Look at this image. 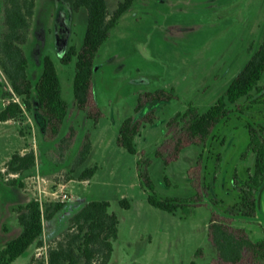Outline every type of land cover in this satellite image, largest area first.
Returning a JSON list of instances; mask_svg holds the SVG:
<instances>
[{
  "label": "rangeland",
  "instance_id": "rangeland-1",
  "mask_svg": "<svg viewBox=\"0 0 264 264\" xmlns=\"http://www.w3.org/2000/svg\"><path fill=\"white\" fill-rule=\"evenodd\" d=\"M107 1L114 11L122 0ZM35 4L23 46L30 75L38 79L43 57L49 56L69 112L58 136L49 141L39 129L31 132L28 116L35 126V115H42L37 109L24 111L13 124L0 123V249L21 232L18 208L37 200L43 213L46 208L52 212L49 219L45 214L43 246L31 247L13 264L32 259L48 264L50 249L75 231H70L71 217L89 202L108 201L109 213L120 221L109 264H218L221 259L210 225L218 216L237 210L241 186L255 169L246 125L264 127V106L231 116L214 129L215 137L205 145L186 144L175 159L171 149L178 136L170 140L167 123L184 112L187 103L205 112L224 95L264 39V0H134L94 58L92 98L84 111L75 107L76 61L62 64L61 57L71 47L81 48L88 11H76L74 0H36ZM1 18L3 11L0 30ZM171 89L177 100L161 102L150 96ZM7 93L13 90L0 68V112L9 103ZM136 113L153 115L154 123L145 122L135 139L137 153L132 155L116 140L123 122ZM71 129L76 131L72 146L61 153L58 147ZM89 133L91 155L74 169ZM27 145L30 149L24 153H35L36 166L19 174L9 172L12 156L22 154ZM140 159L150 161L156 195L182 201L175 214L147 202L149 190L138 176ZM94 165L97 173L89 181L80 180L83 169ZM56 190L67 199L53 197ZM122 198L130 202L129 209L120 205ZM56 205L63 208L56 211ZM238 226L255 232L254 225Z\"/></svg>",
  "mask_w": 264,
  "mask_h": 264
},
{
  "label": "trees",
  "instance_id": "trees-1",
  "mask_svg": "<svg viewBox=\"0 0 264 264\" xmlns=\"http://www.w3.org/2000/svg\"><path fill=\"white\" fill-rule=\"evenodd\" d=\"M35 2L36 0H2L0 2V12L3 11L0 30V68L10 81L13 90V93H7L9 103L0 112V121L7 122L22 116L24 111L32 112L37 109L46 120L48 138H55L60 133L69 112L68 104L62 97L60 77L53 60L49 56H44L39 78L32 79L28 57L23 49L30 34ZM133 2L134 0H122L116 9L111 11L107 0H74L76 11L81 8H86L88 11L87 30L81 48L77 50L71 47L63 54L61 62L70 64L76 61L74 97L75 107L80 111L86 110L91 103L95 72L94 58ZM252 50L251 48L249 52ZM263 78L264 39L251 54L240 74L227 87L224 95L207 111L201 112L196 105L187 103V109L184 112H178L170 119L167 123L172 132L170 140L178 136L171 149L173 158L175 159V154L179 153L186 144L205 145L209 139L215 137V135L212 136L214 129L227 122L233 114L243 115L255 106H264ZM150 96L161 102H170L179 98L175 89L160 90ZM16 98H20L21 102H17ZM139 109L140 106L136 112ZM153 120L154 117L151 114L148 117H140L136 113L135 117L127 118L120 127L117 145L129 154L135 155L137 153L136 137L141 135L145 122L153 124ZM246 129L249 134L248 150L255 155V174L250 176L251 179L246 184L249 189L244 193L246 205L252 206L256 201L254 198L256 190L264 180V136L251 124H248ZM75 133L76 131L71 129L70 134L62 139L59 148L63 152L72 145ZM91 152L89 133L76 156L74 169L82 167ZM35 166L36 156L33 151L25 155L16 152L7 164V170L19 174ZM137 166L138 176L149 190L148 203L161 211L175 214L181 207L182 201L163 199L156 195L148 170L150 161L140 159ZM97 171V165L84 168L80 180H90ZM15 182L12 181V184ZM120 205L125 209L131 207L127 199H122ZM62 208V205L55 206L56 211ZM109 209L108 201L89 202L79 209L70 219V231H75L66 234L64 243H61L58 248L50 249L48 264H109L114 251V242L118 240L120 224L119 218L109 213ZM17 212L21 232L0 249V264H13L31 247L43 246L44 220L46 217L49 219V214H52L50 209L46 208V213H43V207L39 201L32 200L27 205L19 207ZM210 230L218 255L227 263L233 264L235 261L232 253L236 242L232 237L231 229L220 223L218 219H213ZM28 264H44V262L32 259Z\"/></svg>",
  "mask_w": 264,
  "mask_h": 264
},
{
  "label": "flooded vegetation",
  "instance_id": "flooded-vegetation-1",
  "mask_svg": "<svg viewBox=\"0 0 264 264\" xmlns=\"http://www.w3.org/2000/svg\"><path fill=\"white\" fill-rule=\"evenodd\" d=\"M251 125L261 131L264 136V127H260L256 124ZM253 173L255 174V171ZM253 173L248 175L247 182L250 181V176H252ZM247 182L241 186L239 201L236 205L237 210L235 209L236 212H226V216H218L217 218L220 223L231 229L232 237L234 242H236L235 250L232 253V257L235 261L233 264H264V192L262 193L264 180L261 186L256 190V194L254 195L256 201L252 206H247L245 202L246 194L244 191L249 189L246 186ZM222 219L225 221H222ZM239 223H243L246 226L249 225V228L254 225L255 232H253L251 228L246 229L245 226L239 227ZM249 230L251 233H247ZM251 235L255 236V238L253 237L251 239ZM220 259L221 261H219L218 264H232L227 263L224 258L220 257Z\"/></svg>",
  "mask_w": 264,
  "mask_h": 264
},
{
  "label": "crops",
  "instance_id": "crops-1",
  "mask_svg": "<svg viewBox=\"0 0 264 264\" xmlns=\"http://www.w3.org/2000/svg\"><path fill=\"white\" fill-rule=\"evenodd\" d=\"M28 112V111H27ZM29 113V112H28ZM28 113H26L25 112V114L28 116L29 114ZM38 113V112H37ZM35 117H36V119H35V122H36V125L34 126V125H32V117H30V116H28V120L27 121H29V119H30V122H31V132H36V130L37 129H39L40 130V132L41 133H43V135L48 139V141L49 140H53L54 138H48V135H47V131H46V129H47V124H46V120H45V118L43 117V115H41V117L40 118H38V115L36 114L35 115ZM12 122V120H9V121H7V122H0V123H2L3 125H10V124H13V122ZM37 122H38V124H37ZM14 124H15V122H14ZM33 128V129H32ZM57 137V136H56ZM22 138H25V136H22ZM75 138V137H74ZM28 146V145H27ZM34 146V145H33ZM72 146V145H71ZM82 146V145H81ZM30 146H28V148H24V150H22L21 151V155H25V153L24 152H27L30 148H29ZM81 148V147H80ZM80 148H79V150H78V152L80 151ZM93 149V148H92ZM58 150H60V152L61 153H65V152H63L59 147H58ZM78 152H77V154H78ZM63 155V154H62ZM91 155V154H90ZM77 156V155H76ZM40 173V172H39ZM89 181V180H88ZM122 199H124V198H122ZM147 202H148V199H147ZM81 209V208H80Z\"/></svg>",
  "mask_w": 264,
  "mask_h": 264
},
{
  "label": "built area",
  "instance_id": "built-area-1",
  "mask_svg": "<svg viewBox=\"0 0 264 264\" xmlns=\"http://www.w3.org/2000/svg\"><path fill=\"white\" fill-rule=\"evenodd\" d=\"M64 187V185L63 184H59V188H63ZM42 192H44V194H46L47 195V193H46V190L45 191H42ZM59 194V191L58 190H56L54 193H51V195L53 196V197H55L56 196V198H58V199H60V198H62V199H67V195L65 194V193H60V195H58Z\"/></svg>",
  "mask_w": 264,
  "mask_h": 264
},
{
  "label": "water",
  "instance_id": "water-1",
  "mask_svg": "<svg viewBox=\"0 0 264 264\" xmlns=\"http://www.w3.org/2000/svg\"><path fill=\"white\" fill-rule=\"evenodd\" d=\"M264 192V187H263V189H262V193Z\"/></svg>",
  "mask_w": 264,
  "mask_h": 264
}]
</instances>
